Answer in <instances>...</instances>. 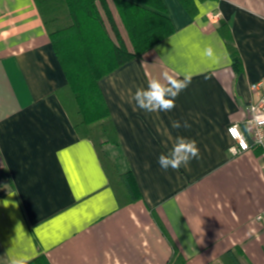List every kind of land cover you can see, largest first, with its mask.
<instances>
[{
	"label": "crops",
	"instance_id": "obj_1",
	"mask_svg": "<svg viewBox=\"0 0 264 264\" xmlns=\"http://www.w3.org/2000/svg\"><path fill=\"white\" fill-rule=\"evenodd\" d=\"M163 1L174 33L99 82L140 194L120 204L63 105L66 73L35 0H0V264L40 255L50 264H168L167 236L188 264L216 263L235 247L264 264V225L254 220L264 210L261 152L233 155L228 134L231 124L249 131L251 84L264 82V0ZM164 72L191 76L175 107L137 109L131 94ZM178 135L197 142L199 157L164 171L158 156Z\"/></svg>",
	"mask_w": 264,
	"mask_h": 264
},
{
	"label": "trees",
	"instance_id": "obj_2",
	"mask_svg": "<svg viewBox=\"0 0 264 264\" xmlns=\"http://www.w3.org/2000/svg\"><path fill=\"white\" fill-rule=\"evenodd\" d=\"M131 47L122 38L107 0H35L54 49L63 65L67 83L60 96L80 137L90 139L96 148L109 183L120 204L140 199L131 169L126 163L99 82L106 75L140 58L175 28L163 0H112ZM188 7L187 0H180ZM62 17V25L57 22ZM107 21V22H106ZM107 23L111 28V34ZM236 71L241 58L232 36L224 35ZM106 146L114 147L110 159ZM165 232V231H164ZM172 246L168 264H188L187 259L167 236ZM26 264H50L43 255ZM211 264H251L235 247Z\"/></svg>",
	"mask_w": 264,
	"mask_h": 264
},
{
	"label": "clouds",
	"instance_id": "obj_3",
	"mask_svg": "<svg viewBox=\"0 0 264 264\" xmlns=\"http://www.w3.org/2000/svg\"><path fill=\"white\" fill-rule=\"evenodd\" d=\"M211 55V50H206ZM170 75L168 72L162 74V79L152 78L147 87H137L131 100L135 107L148 113L170 112L175 107V99L191 83V76L184 74L183 78ZM131 93V90H129ZM173 128L190 127L187 121L183 124L179 120L172 121ZM171 139V137H169ZM199 147L194 139L176 136L171 149L167 153L158 156L157 163L160 168L167 171L169 168L178 171L182 166L187 168L193 159L199 157ZM12 264H24L23 260H13Z\"/></svg>",
	"mask_w": 264,
	"mask_h": 264
},
{
	"label": "built area",
	"instance_id": "obj_4",
	"mask_svg": "<svg viewBox=\"0 0 264 264\" xmlns=\"http://www.w3.org/2000/svg\"><path fill=\"white\" fill-rule=\"evenodd\" d=\"M251 89L258 96L250 106L249 131L243 132L238 124L228 126V134L233 140L230 152L237 156L257 148L264 167V82L251 84ZM254 220L264 225V210Z\"/></svg>",
	"mask_w": 264,
	"mask_h": 264
},
{
	"label": "rangeland",
	"instance_id": "obj_5",
	"mask_svg": "<svg viewBox=\"0 0 264 264\" xmlns=\"http://www.w3.org/2000/svg\"><path fill=\"white\" fill-rule=\"evenodd\" d=\"M119 18V17H118ZM62 17H61V15H60V17H59V20L57 21L58 23H59V25L61 24L62 25ZM107 22V21H106ZM118 23H119V25H120V28H121V30H122V32L124 33V38H125V40H126V43L129 45V47H131V44H130V41H129V38H128V35H127V32H126V30H125V28H124V26L122 25V22H121V20H120V18L118 19ZM107 25H108V28H109V30H110V32H111V34H113L112 33V31H111V28H110V26H109V23H107ZM105 150L109 153V158L110 159H114V158H116V156L114 155V147H112V146H106L105 147Z\"/></svg>",
	"mask_w": 264,
	"mask_h": 264
}]
</instances>
